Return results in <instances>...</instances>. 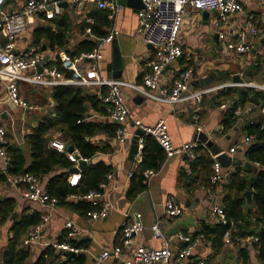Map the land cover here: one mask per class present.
<instances>
[{
  "label": "crops",
  "instance_id": "1",
  "mask_svg": "<svg viewBox=\"0 0 264 264\" xmlns=\"http://www.w3.org/2000/svg\"><path fill=\"white\" fill-rule=\"evenodd\" d=\"M241 2L242 11L231 17L229 25L233 29H244L247 16H254L257 34L252 38V42L253 46L258 45L256 53H252L251 50L245 54H235L234 52H228L221 41L218 40L216 44L213 36L225 31V25L216 27L220 31L216 30L214 32L212 40H210L211 45L208 46L205 42L208 39H205L203 35L206 32L207 25L215 28L214 21L216 14L208 12L209 14L204 17L202 11H194L188 8L179 35V45L182 48L183 54L176 63L170 65L161 73L159 85L169 88L184 70L192 69L193 80L189 88L190 91H199L212 86H226L225 88L239 90L242 87L239 85L233 86L235 83L232 81V76L236 74L239 75L240 82L244 84L264 86V2L254 0H242ZM24 3L25 0H6L4 9L8 13H15L22 9ZM140 5L139 2H130L128 6L123 7L115 21L118 36L114 41L101 49L103 58L100 62L101 74L105 78L137 86H142L143 75L147 72V65L153 57L152 48L143 44L137 31V12L141 7ZM86 17L93 18L94 23L87 24L85 16H79L69 4L64 2L62 3L61 14L51 21L44 20L42 16L31 18L28 21L26 32L17 41V49L25 51L32 45H40L44 56L47 55L49 57L46 65H51L54 61L59 60V57L62 55L72 57L85 42H94V47H96L99 39L106 36L109 32L110 23L105 17V12L97 10L93 4L87 7ZM58 22L64 23L63 27L67 36L65 48L51 50L44 39L38 44H34L35 30L47 28L53 32H57ZM87 28H89V32L86 31ZM214 47H217L216 51L229 57L231 63L225 61L221 53H218L215 59H205V62L202 63L206 51ZM80 67L84 70L86 62H82ZM210 76H212L210 84L201 86ZM24 85L27 88L23 87ZM53 88L19 83L22 99L27 104L36 107L33 111H23L34 112L39 116L36 123L31 125L33 127H30L28 130L27 125L24 123L19 128L13 126L11 109L20 108L10 103L5 86L0 83V125L6 129V147H20L27 166L30 163V156L29 148L24 141L25 136L43 118L56 119V104L52 99ZM78 88L82 89L84 94L96 96L101 100L99 111L90 107L87 108V113L85 114L86 122L117 126L115 122L108 118L110 105L102 101L103 96L107 92L105 87L79 86ZM253 89L264 92V90ZM121 92L126 106L133 112L135 118L139 119L143 124L153 125L160 119L165 121L166 129L174 146H181L182 144L196 141L195 139L198 134L196 133V126L192 121V116L197 115L202 133L217 146L218 153L221 152L228 158H236L241 162L240 166H221L222 173L226 179L238 167L242 170H247L244 168L245 163H249L252 167L251 170H247L249 172H254L255 168L258 167L257 164H251L245 159L243 149L245 147L236 150L234 154L229 153L230 149H233L247 137L242 132L243 123L251 122L257 118L258 112L251 111L249 115L237 123L233 130L224 132L221 125L224 110L220 108L222 104L220 106L217 104H228L229 100L221 96V90L205 95L199 103L186 101L176 104L151 100L129 86H122ZM43 94L45 96L40 98L39 95ZM246 106H251L253 110L252 105ZM259 110L264 114V104L260 106ZM6 123H9L10 126L6 127ZM129 128L132 132H136L131 125H129ZM46 138L49 143L56 139L64 143L65 146H68V139L61 131L51 132L46 135ZM88 140L100 148H107L105 152L97 153L88 160L83 168H90L96 163H102L110 168L109 173L113 175L110 185L111 188L112 185L116 186V188L111 190L108 196L103 199V201H109L112 205L107 216L104 219L96 221L90 220L88 213L94 206L91 202L82 198L85 195L82 183L79 185L77 193L71 194L75 195V198H71V195H69L63 202L59 201L54 207H50L48 204L25 200L21 195L22 190L25 188L22 184L0 183V202L6 198H12L15 201L13 215L16 214V218L13 219L12 215L3 225H0V254L5 249L8 239L12 236L10 227L13 221L23 211H27L28 213L37 212L40 214V218L42 216L48 217V221L45 223L41 234L42 242L44 243L59 241V239L62 242L66 235L64 227L66 221H72L76 227L81 229L82 233L71 239L73 245L77 243L75 246L84 249V252L76 257V262H80V264H123L122 260H114L112 257L100 260V256L105 249H112L119 244L121 224L125 220L136 219L142 224V230L135 237V242L131 248L136 246L159 248L163 246L164 238L170 239L169 245L175 254L186 246V244L175 239L178 234L195 236L207 228L213 229L220 223L217 216L210 212L214 201L209 195V189H212L216 204L223 208V187L222 185L218 187H211V185L206 187L203 185L204 180L208 177L207 175L212 174L214 163H219L216 159L217 157H214L216 154H213L206 144L203 146L201 144L204 143L199 142L201 143L199 147L208 154L212 160V165L208 171L201 170L200 168L197 171L198 174L193 173L192 179L196 181L197 186L187 187L180 176L182 172L186 174L191 173V162L187 160L184 154L165 156L155 175L149 179H145L143 173L141 175L139 172L143 144L139 146L138 142H136L137 151H134L132 149V146L135 144L134 138L119 146L114 134L108 135L104 132L98 133ZM73 150L76 149L74 148ZM73 168H76L74 164H72L71 168L56 169L50 175L44 176L39 180L41 188L47 193L46 184L51 176L64 173L68 178L73 173L71 171ZM83 169H80V173L84 178L86 175L83 173ZM130 174L131 176H129ZM168 199L173 200L177 206L183 208L181 215L174 218L167 216L164 204ZM251 203L252 198L250 203L246 201V215L254 213V209L250 206ZM248 209H251L250 213H248ZM254 217L252 215V221ZM156 221H158L163 238H154L153 232L150 229ZM250 229H252V226ZM235 233H237V230L234 227L232 234L234 235ZM213 240V234L209 237L205 236V240L196 245L187 260L180 264H193L195 262H204L205 264H244V254L248 257V264H261L257 262V252L250 236L239 237L234 235L232 236L231 244H226L222 238L221 246H214ZM26 248L29 249L30 254L25 264H33L42 251L49 247L36 245ZM50 250L52 252V256L49 257L50 264H69V258L72 255L68 256L67 253L53 249ZM130 250H125L124 255L127 256Z\"/></svg>",
  "mask_w": 264,
  "mask_h": 264
},
{
  "label": "built area",
  "instance_id": "2",
  "mask_svg": "<svg viewBox=\"0 0 264 264\" xmlns=\"http://www.w3.org/2000/svg\"><path fill=\"white\" fill-rule=\"evenodd\" d=\"M141 8L137 12L138 34L143 44L151 46L153 57L149 60L148 70L142 78V86L127 84L117 80L105 78L101 74L100 62L103 58L101 49L110 44L118 36L115 27V21L119 16L123 6L119 0H25L22 9L15 13H8L4 9L6 0H0V83L5 86L10 103L22 110L33 111L36 107L27 104L20 95L19 83L32 86H44L53 88L56 86H80V87H105L107 92L102 101L110 105L108 118L117 124L114 137L119 146L137 136L139 146L143 144L142 136L152 137L163 150L165 156L174 154H184L189 162L197 158V150L200 148L198 141H192L174 146L170 135L166 129L165 121L158 120L153 125H145L139 119H136L133 112L126 106L121 87L129 86L140 92L147 98L167 104H176L186 101L199 103L205 95L226 86H212L199 91H190V85L193 80L192 69L184 70L178 78L173 81L169 88L159 85L161 73L170 65L176 63L182 56L183 51L179 45V35L185 14L188 8L194 11H207L216 14L214 21L215 27L225 25L226 30L218 33V40L221 41L228 52L235 54H245L253 49L252 38L256 36L255 19L253 15H248L244 29H233L230 27V19L233 15L242 11V0H139ZM264 2V0H254ZM69 4L73 11L79 16H85L87 24H93L94 19L86 17L87 7L91 4L99 11L105 12V17L110 23L109 32L103 38L99 39L91 51L83 52L78 56L71 57L62 55L51 65L43 63L41 72L37 71L38 64L43 61L44 53L40 45H32L25 51L17 49L18 39L26 32L28 21L31 18L42 16L44 20L51 21L62 12V3ZM89 32V28L86 29ZM49 59V58H48ZM86 62L84 70L80 64ZM240 87H253L264 90V86L255 84H234ZM221 109L225 110L227 104H222ZM252 111L251 106H238L234 111V117L244 118ZM192 121L196 126V133H202L197 115L192 116ZM131 125L136 132L129 128ZM139 132L140 136L136 133ZM253 140L252 136L245 139L229 150L230 154L243 147H247ZM6 129L0 125V173L6 176V182L12 185H24L21 195L25 200L39 202L54 207L58 203L57 198L49 196L40 186L39 180L32 175L23 177H13L7 175L8 164L6 154ZM205 146V144H201ZM49 147L63 154L67 160L74 164L78 169V162H88V159L82 157L76 150L69 152L67 146L58 140H52ZM222 154L219 152L214 157ZM155 170H145L143 177L149 179L155 175ZM131 176V174L129 175ZM113 180L112 173H107L104 180L96 189L88 191L83 199L91 202L94 208L88 213L92 221L104 219L108 211L112 208L109 201L103 199L108 196L111 190L116 186L110 183ZM227 179L222 173L221 165L214 163L212 174L210 175L211 187H218L227 184ZM67 182L70 187H77L81 182L80 169L71 173ZM209 195L214 201L210 208L211 214L217 216L219 222L223 225L227 223L223 208L216 204L212 189H209ZM75 198V195H71ZM166 214L169 218L179 216L183 208L177 206L173 200L168 199L164 204ZM48 221L47 216H42L40 222L31 227L22 240L24 247L42 245L63 253L72 254L69 258V264H78L77 255L84 252V249L73 245L71 239L79 236L82 230L76 227L72 221H66L64 224L66 235L62 242L54 241L49 243L42 242V230ZM154 238H163L158 221L151 227ZM142 224L139 220L133 219L123 221L120 229L119 244L112 249H105L100 256V260L112 257L114 260H122L123 264H180L187 260L192 254L193 248L205 240V235L199 233L195 236H186L178 234L176 240L186 244L185 248L176 254L171 250L170 239H164V244L159 248L146 246H136L131 248L135 242V237L141 232ZM232 230H227L223 235L226 244H231ZM251 241L256 243L257 238L251 237ZM131 249L127 256L124 251ZM193 264H205L204 262H195Z\"/></svg>",
  "mask_w": 264,
  "mask_h": 264
},
{
  "label": "trees",
  "instance_id": "3",
  "mask_svg": "<svg viewBox=\"0 0 264 264\" xmlns=\"http://www.w3.org/2000/svg\"><path fill=\"white\" fill-rule=\"evenodd\" d=\"M63 25V22L57 23V32L47 28L35 30L34 44H38L44 39L51 50L65 48L67 36ZM94 46V42H85L72 57L78 56L81 52L91 51ZM220 93L226 100H229L227 108L222 113L221 125L224 132L233 130L241 120V118L234 117V111L238 106L252 105V111L258 112L257 118L251 122H244L242 126V132L248 137H253L251 144L243 148L244 157L251 164H257L258 167L255 168L254 172L242 170L238 167L233 174L229 175L227 184L222 185L224 190L223 210L227 223L225 225L219 223L213 229L207 228L202 233L207 237L213 234V245L221 246L224 233L235 227L237 233L234 235L239 237L250 236L258 239L254 243V248L257 252L256 259L258 263L264 264V114L259 110L260 106L264 104V92L242 87L239 90L223 88ZM52 99L56 104V119L43 118L24 138L25 144L29 148V165H26V160L20 147H6L8 159L7 175L13 177L32 175L41 180V178L50 175L56 169L71 168L72 164L63 154L48 146L49 142L46 135L57 130L65 134L68 139V145L74 147L82 157L88 160L97 153L107 150V148H100L92 144L88 139L101 132L113 135L117 126L105 123H91L85 120L88 107L99 111V106H101L100 99L93 95L84 94L83 90L78 87L60 86L53 88ZM221 104L223 103L217 105L220 106ZM142 137V161L139 170L141 175L145 170H158L165 159L163 150L152 137ZM197 154V158L190 166L191 173L182 172L180 176L187 187L197 186L196 181L192 179L193 173L198 174L197 171L200 168L208 171L212 165V160L205 150L198 148ZM109 172L110 168L102 163H96L90 168L83 169V173L86 175L84 178L81 175L80 184L84 185L83 193L86 194L88 191L96 189ZM207 176L203 184L206 187L210 185V174ZM251 178H254V180L251 181ZM4 182H6V176L0 173V183ZM78 187H70L67 182V175L58 173L48 179L46 191L51 197L57 198L58 202H63L67 196L77 193ZM246 191H252V203L250 206L254 209V213L249 215H246L245 210L246 199L244 193ZM14 207L15 201L12 198L3 199L0 202V225H3L13 215ZM252 215L255 216L253 221L251 220ZM39 222V213H28L27 211H23L13 221L10 227L12 236L8 239L5 249L0 254V264H25L30 252L28 248L22 245L21 239L31 227ZM251 226L252 229H250ZM234 235L232 234V236ZM59 242H61L60 239ZM50 249L46 248L42 251L33 264H50L49 257L52 256ZM244 264H248V257L245 254Z\"/></svg>",
  "mask_w": 264,
  "mask_h": 264
},
{
  "label": "water",
  "instance_id": "4",
  "mask_svg": "<svg viewBox=\"0 0 264 264\" xmlns=\"http://www.w3.org/2000/svg\"><path fill=\"white\" fill-rule=\"evenodd\" d=\"M130 2H139V3L141 4V2H140L139 0H119V3H120L123 7H124V6H128V4H129ZM140 6H141V5H140ZM140 8H141V7H140ZM202 14H203L204 17H206L209 13L206 12V11H202ZM213 40H214V42H215L216 44L218 43V35H217V34H215V35L213 36ZM149 47L151 48V46H149ZM43 49H44V48H43ZM257 49H258V45H254V46H253V49H252V53H256ZM48 58H49V57H48L47 55L44 56L43 61H41V62L38 64V66H37V71H38V72H41L42 67H43V63L46 62V61L48 60ZM114 75H115V74H114ZM118 78H120V77H118ZM211 80H212V76H210L208 79H206V80L201 84V86H207V85H209L210 82H211ZM232 81H233V83H236V84H241V83H242V82H240L241 79H240V77H239L238 74L232 76ZM136 134H137L138 136H140V133H139V132H137ZM195 140L198 141V142H201V143L206 144V146H207L208 148H210V151H211L213 154H218V148H217V146L214 145V144L212 143V141H210V140L208 139V137H207L204 133H199V134L197 135V137H196ZM134 141H135V144L132 146V149H134V151H137V145H136V142H137V136L134 137ZM73 149H74V148H73L71 145H68V146H67V150H68L69 152H73ZM216 159H217V161L221 164L222 167H228V166H230V165H233V166H240V165H241V162H240L238 159H236V158H233V159L228 158L225 154H220L219 156H217ZM85 165H86L85 162H83V161H79V162H78V169H83V168L85 167ZM244 168L247 169V170H251V169H252V167L250 166L249 163H245V164H244ZM78 169H77V168H73L71 171H72V172H76V171H78ZM253 180H254V178H251V181H253ZM244 197L246 198V201H247L248 203H250V202H251V198H252V191H246V192L244 193ZM187 206H188V205H187ZM250 211H251V209H248V213H250ZM12 217H13V219L16 218V214H14ZM71 255H72V254H68V256H71Z\"/></svg>",
  "mask_w": 264,
  "mask_h": 264
},
{
  "label": "rangeland",
  "instance_id": "5",
  "mask_svg": "<svg viewBox=\"0 0 264 264\" xmlns=\"http://www.w3.org/2000/svg\"><path fill=\"white\" fill-rule=\"evenodd\" d=\"M216 30L220 31L219 29H216V27L214 28L211 25H207L206 30H205L206 32H205V34L203 36H204L205 39H208V40H205V42L207 43L208 46L211 45L210 40H212V36H213L214 32H216ZM216 49H217V47L211 48V50H207L206 53L203 56L202 63L205 62V59H207V60L215 59L217 57L218 53H221L219 51H216ZM221 55H222V57L225 58V61H227L228 63H231L229 57L224 56L223 53H221ZM230 65L233 66L232 64H230ZM236 65H238V64H236ZM236 65H235V67H236ZM23 87H26V86L24 85ZM43 96H45V95L44 94L43 95H39L40 98L43 97ZM33 113L34 112H24L23 110H20V109H11V116H12V119H13V126L15 128H19L20 125L22 123H24V124L27 125V128L29 130L30 127H33L31 125L36 123V121H37V119L39 117V116H37L36 113H34V114ZM5 126L8 127V126H10V124L6 123Z\"/></svg>",
  "mask_w": 264,
  "mask_h": 264
}]
</instances>
